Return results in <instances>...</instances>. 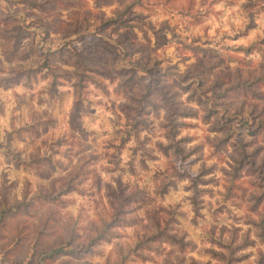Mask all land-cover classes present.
I'll use <instances>...</instances> for the list:
<instances>
[{
	"label": "rangeland",
	"instance_id": "1",
	"mask_svg": "<svg viewBox=\"0 0 264 264\" xmlns=\"http://www.w3.org/2000/svg\"><path fill=\"white\" fill-rule=\"evenodd\" d=\"M4 206L0 264H264V0H0Z\"/></svg>",
	"mask_w": 264,
	"mask_h": 264
},
{
	"label": "trees",
	"instance_id": "2",
	"mask_svg": "<svg viewBox=\"0 0 264 264\" xmlns=\"http://www.w3.org/2000/svg\"><path fill=\"white\" fill-rule=\"evenodd\" d=\"M10 211H12V208H8V209H6V206H4V208H3V210L1 211V213H0V218H1V220H3L4 219V217H5V213L6 212H10ZM118 217V216H117ZM114 224V223H113ZM113 224H109V225H107V228H110V227H112V225ZM103 236H104V233H101L100 235H99V238H103ZM172 238H174V237H172ZM174 240H175V238H174ZM178 244L180 243L179 241H177V240H175ZM93 244V242H91L90 244H88V245H86V246H84V245H79L78 246V249H80L81 251L83 250L85 253H87V252H90L91 251V245ZM67 246H69L70 247V249H72V251H71V253H75V248L74 247H72L70 244H68ZM66 246V247H67ZM59 253H61V250H58V252L57 253H55V255H58ZM79 253H81L80 251H79Z\"/></svg>",
	"mask_w": 264,
	"mask_h": 264
}]
</instances>
